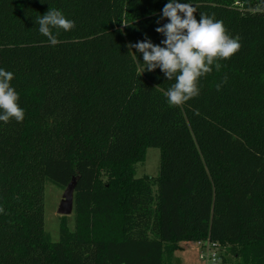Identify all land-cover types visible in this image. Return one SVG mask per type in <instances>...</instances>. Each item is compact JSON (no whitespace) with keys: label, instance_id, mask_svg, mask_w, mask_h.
Instances as JSON below:
<instances>
[{"label":"trees","instance_id":"16d2710c","mask_svg":"<svg viewBox=\"0 0 264 264\" xmlns=\"http://www.w3.org/2000/svg\"><path fill=\"white\" fill-rule=\"evenodd\" d=\"M169 2L0 0V69L25 112L0 121V264H175L180 241L205 239L225 264H264V0H177L241 44L180 106L129 48L164 46ZM49 8L75 22L55 46L35 23ZM150 147L159 174L137 177ZM73 177L74 227L61 216L53 241L45 184Z\"/></svg>","mask_w":264,"mask_h":264},{"label":"clouds","instance_id":"9594fccd","mask_svg":"<svg viewBox=\"0 0 264 264\" xmlns=\"http://www.w3.org/2000/svg\"><path fill=\"white\" fill-rule=\"evenodd\" d=\"M196 11L197 7L189 2L170 0L162 9L161 17L169 22L155 29L164 35L165 39L161 41L164 46L153 44L147 38L129 45V48L143 54L145 70L159 68L167 80L175 79L165 93L170 106H180L198 96L200 78L210 74L213 65L219 71L221 65L218 61L232 57L241 48L239 37L233 38L227 34L222 21L204 13H200L197 20L194 15ZM35 23L39 25L40 34L47 37L52 46L60 43L57 35L53 34L54 29L70 31L75 27L73 20L54 8L38 16ZM13 78V72L0 69V121L5 123L13 118L21 122L25 116L18 103L19 95L10 84ZM226 81L227 77H224L216 85L217 91Z\"/></svg>","mask_w":264,"mask_h":264},{"label":"rangeland","instance_id":"374dc122","mask_svg":"<svg viewBox=\"0 0 264 264\" xmlns=\"http://www.w3.org/2000/svg\"><path fill=\"white\" fill-rule=\"evenodd\" d=\"M160 149L150 147L146 150L145 157L137 164V177L157 176L160 171ZM64 189L56 186L48 181L44 188V222L45 229L51 234L53 241L60 239V220L61 215L58 213V208L62 200ZM69 226L71 229L74 227V215L67 216ZM201 247L196 241H180L178 247L174 251L173 261L175 264H205L200 259ZM231 256L227 254V258ZM229 264V263H228ZM230 264H234V258Z\"/></svg>","mask_w":264,"mask_h":264},{"label":"built area","instance_id":"2783aa9c","mask_svg":"<svg viewBox=\"0 0 264 264\" xmlns=\"http://www.w3.org/2000/svg\"><path fill=\"white\" fill-rule=\"evenodd\" d=\"M197 244L201 247L200 259L205 264H225L222 259V249L217 242L205 239L197 241Z\"/></svg>","mask_w":264,"mask_h":264},{"label":"water","instance_id":"95a60500","mask_svg":"<svg viewBox=\"0 0 264 264\" xmlns=\"http://www.w3.org/2000/svg\"><path fill=\"white\" fill-rule=\"evenodd\" d=\"M76 184H77V177H73L71 182L64 189L63 197L58 208V213L61 216H69L74 211Z\"/></svg>","mask_w":264,"mask_h":264}]
</instances>
